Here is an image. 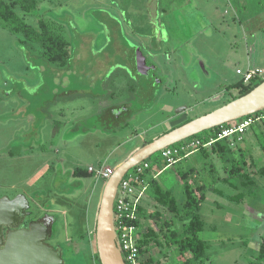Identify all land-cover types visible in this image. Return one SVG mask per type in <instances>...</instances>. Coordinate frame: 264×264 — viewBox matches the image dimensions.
<instances>
[{
    "label": "rangeland",
    "instance_id": "rangeland-1",
    "mask_svg": "<svg viewBox=\"0 0 264 264\" xmlns=\"http://www.w3.org/2000/svg\"><path fill=\"white\" fill-rule=\"evenodd\" d=\"M4 1L13 7L16 0ZM14 10L35 28L43 20L62 33L71 59L65 68L52 65L38 45L22 42L0 19V199L23 195L32 215H54L51 242L66 251L67 264H95L97 213L107 181L88 169H116L146 143L238 98L240 87L228 88L242 82L236 71L264 70V0H39L32 14ZM140 41L151 46L144 50L158 70L133 79L127 63ZM102 101L107 106L101 109ZM120 105L117 113L108 109ZM247 133L225 158L244 165L241 148L255 156L252 162L245 153L256 171L264 166L259 130ZM225 158L191 157L158 179L182 201L178 168L195 167L187 178L194 187L223 189L224 196L208 191L200 213L205 226L199 238L210 246L205 264H249L257 222L245 209L264 210V176L249 172L257 181L253 190L237 177L230 181L236 188L212 185L230 176L233 161ZM75 170L83 175H73ZM242 192L245 201L231 200ZM145 209L156 210L150 199ZM155 251L173 264L168 253L164 260ZM254 260L260 262L259 255Z\"/></svg>",
    "mask_w": 264,
    "mask_h": 264
},
{
    "label": "trees",
    "instance_id": "trees-1",
    "mask_svg": "<svg viewBox=\"0 0 264 264\" xmlns=\"http://www.w3.org/2000/svg\"><path fill=\"white\" fill-rule=\"evenodd\" d=\"M38 1L16 0L12 7L4 0H0V19L5 23V27L10 32L23 38L21 40L22 42L25 44L31 43L30 46L32 48L33 45H38L41 48L43 57L49 63L60 68H65L71 59V53L69 51L70 42L67 38L43 20L39 21V28H35L14 10V6H18L25 14H32L38 8ZM262 81H254L248 86L244 85L242 81L240 84L230 85L228 88L230 90L231 88L240 87V94L238 96L240 97L249 93ZM254 128H262L258 134V140L260 148L264 153V122L257 124ZM210 132V135L207 137L201 138L197 135L193 138L206 139L216 137L218 128L210 130ZM234 151L235 149L226 141L219 142L211 148H202L199 152L208 159L212 155H219L221 158H224ZM227 161L229 160L227 159ZM232 161L231 175L228 179L223 178L222 180L228 181L229 179L237 177L240 179V183L238 184L242 187H253L251 186L254 183L250 178L251 173L244 171V166L239 163V160L237 162ZM190 172L194 171L190 170L185 172L181 168L177 169V173L184 180V201L172 190L165 188L159 179L153 178L150 180L148 200L150 199L153 202L156 210L150 214H148L145 206L140 210L143 219H140L139 224L146 228V232L140 241L141 255L144 258L143 264H165L162 260L152 257V255L146 256L151 254L154 249H159L164 252V260H166L167 254L165 251H170L172 248H176L175 251H177V256L180 258V262H177L174 261L173 256H170L173 264H205V262L209 261V243L199 238V234L204 230L205 226L200 213L206 199L205 192L208 185L202 183L194 187L187 179ZM254 172L264 176V167ZM73 175L81 176L83 173L75 170ZM245 196L246 193L242 192L230 198L235 202H240ZM166 214H169L171 217L166 218ZM263 256L264 243L259 253L260 259ZM92 257L95 264H101L96 249ZM181 258L184 261H181ZM169 264L171 263L169 262Z\"/></svg>",
    "mask_w": 264,
    "mask_h": 264
},
{
    "label": "water",
    "instance_id": "water-1",
    "mask_svg": "<svg viewBox=\"0 0 264 264\" xmlns=\"http://www.w3.org/2000/svg\"><path fill=\"white\" fill-rule=\"evenodd\" d=\"M136 65L139 73L146 74L145 71H149L139 49L136 52ZM186 110L179 109L177 114ZM263 111L264 80L249 93L147 143L120 164L106 182L97 214L96 249L101 264H126L115 229L114 202L118 186L129 170L167 147ZM22 202L28 204L23 195L0 199V264H66L62 251L47 243L51 238V231L45 224H31L29 229L3 233L5 227L17 228L22 224Z\"/></svg>",
    "mask_w": 264,
    "mask_h": 264
},
{
    "label": "built area",
    "instance_id": "built-area-1",
    "mask_svg": "<svg viewBox=\"0 0 264 264\" xmlns=\"http://www.w3.org/2000/svg\"><path fill=\"white\" fill-rule=\"evenodd\" d=\"M242 76L244 85L264 80V70L249 68L246 72L236 71ZM264 122V111L243 117L235 122L218 127L216 137L206 139L189 138L179 144L163 149L155 161L145 160L129 170L121 180L114 202V222L117 239L126 264H143L140 241L146 228L139 224L143 219L141 209L145 206L150 189V180L158 179L169 169L197 154L202 148H211L219 142L228 141L232 147L243 142L245 134L254 126ZM114 168L102 165L99 169L90 167L98 179L107 181ZM264 264V256L257 261Z\"/></svg>",
    "mask_w": 264,
    "mask_h": 264
},
{
    "label": "crops",
    "instance_id": "crops-1",
    "mask_svg": "<svg viewBox=\"0 0 264 264\" xmlns=\"http://www.w3.org/2000/svg\"><path fill=\"white\" fill-rule=\"evenodd\" d=\"M101 109L104 107V106H107V104H106V102H104V101H102L101 102ZM108 109H110V107L108 108ZM259 130V133H260V131L262 130V128L260 129H258ZM248 134V133H247ZM258 137V136H257ZM245 140V139H244ZM243 140V141H244ZM259 147H260V144H259ZM235 149V148H234ZM240 149V153H241V155H242V160L245 162H243L244 163V165H242V166H244V171H247V172H251L254 176L256 175V174H254L255 172V169H257L256 167L254 168V166H253V170L254 171H252V170H250V166L251 165H249V163H248V161L246 160L247 158H248V156H249V158H251V160H252V162H254V161H256V159H255V156L252 154V153H248V152H244V150L243 149H241V148H239ZM253 149H254V147H253ZM236 150V149H235ZM13 153H14V150H11L10 152H9V155H11V156H13ZM248 155H246V154ZM19 155H22V154H19ZM195 156H201V157H203L205 160H210L211 159V157H209L208 159H206L204 156H202L201 155V153L199 152V153H197V154H195L194 156H191V157H193V158H195ZM229 156V155H228ZM190 157V158H191ZM226 157V156H225ZM224 157V158H225ZM246 157V158H245ZM16 158V157H15ZM189 158V159H190ZM227 159L229 160V161H227ZM188 160V159H187ZM225 160L228 162V163H230L232 160H234L235 162H237L238 161V159H236V158H233V159H230L229 157H227V158H225ZM264 161V160H263ZM258 164V163H257ZM253 165H255V164H253ZM212 167H214V165H211ZM264 167V166H263ZM193 171H195V167H193V169H192ZM229 170V172H230V170H231V168L230 169H228ZM190 171V170H189ZM231 175V174H230ZM259 176V175H258ZM224 179L226 178V179H228V177H223ZM223 178H221V177H217V178H215V182H212V185L214 184V183H216V182H223L224 184H230V186L231 187H234V188H236V185H234L233 183L231 184V179H229L228 181L226 180V181H224V180H222ZM250 178L253 180V185H251V186H253V187H250L249 185V187L250 188H253V189H255L256 188V186H257V181L255 180V178L254 177H252L251 175H250ZM208 191H210L211 192V194H214V195H218V196H224L225 194V191L223 190V189H220V188H216V187H214V186H211V187H209V186H207V189H206V192H205V196H206V199H207V194L209 193ZM246 197L247 196H245V197H243V199L241 200V201H245L246 200ZM206 199H205V201H206ZM233 201V200H232ZM240 201V202H241ZM240 202H237V203H240ZM205 203V202H204ZM204 205V204H203ZM245 212L246 213H248V215H250V218L252 219V222L251 223H254V220H256V222H257V224L255 223L254 224V234H253V238H252V247H253V250H254V255L252 256V258L253 257H255V258H253V260H250L249 262V264H255V263H257V261H255L254 259H256V257H257V255H259V253H260V250H261V247H262V245H263V243H264V210H255V208H252L251 206L249 207L248 205H247V208L245 209ZM98 214V213H97ZM259 223V224H258ZM155 250H159V249H154L152 252H151V254H148L146 257H148V256H150V255H152V257H154L155 259H159V260H162L163 261V259H161L159 256H157V253H156V251ZM176 250V248H172L170 251H165L166 253H168V255L169 256H173L172 258L174 259V261H177V262H180V258H179V256H177V251H175ZM161 253H163L164 254V252L163 251H158V254H161ZM164 256V255H163ZM177 258H176V257ZM145 257V258H146ZM169 260V259H168ZM168 260H166L165 262V264H169V261Z\"/></svg>",
    "mask_w": 264,
    "mask_h": 264
},
{
    "label": "flooded vegetation",
    "instance_id": "flooded-vegetation-1",
    "mask_svg": "<svg viewBox=\"0 0 264 264\" xmlns=\"http://www.w3.org/2000/svg\"><path fill=\"white\" fill-rule=\"evenodd\" d=\"M160 37H161V34H160ZM145 48L150 49L151 46L149 47V45H148V47H147L146 43L144 44V43H142L140 41V43L138 42V45L134 49L133 48L131 49L132 53L134 54L133 55V60H131L127 64L132 70L129 71L127 69L126 74L128 73L127 75L132 77L133 79L141 78V77H151L153 75V71L154 70L156 71V69L158 70L157 65L154 62H151L150 55H148V53L145 52V50H144ZM137 49H139L142 52L143 56L145 57V61L147 63V68L149 69L148 72L145 71L146 74L139 73V71H138V68H137V65H136V52H137ZM129 53H130V51H129ZM123 67L125 68L126 66H123ZM122 70L125 71L124 69H122ZM122 106L123 105H120L118 107H110L111 113L119 112V110L122 108ZM183 124H185V123H182L181 125H183ZM29 209H30L29 203L27 205H25V203L22 202V206L20 207V211H21V213H23V215L21 217L24 218V220H22V224H20V226L17 227V228L5 227L3 229V233L4 234H8L10 232L17 231V230H20V229L21 230L22 229H29L31 224H37V223L45 224L47 226L48 230L51 231V238L47 241V243L50 244L51 246H53L56 249H60L62 251V253H63V258H64L65 254H66V251L63 249V247L61 245H59V246L53 245L52 242H51L53 237H54V235H55L54 228H55V225L57 223V220L54 217V215H44L42 217H37V216L32 215V213L30 212ZM64 260H65V258H64ZM65 263L67 264L66 261H65Z\"/></svg>",
    "mask_w": 264,
    "mask_h": 264
}]
</instances>
